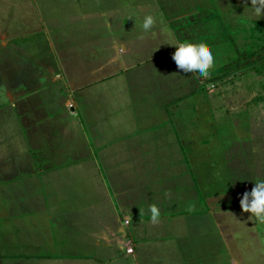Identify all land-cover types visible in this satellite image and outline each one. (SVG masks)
<instances>
[{
  "label": "crops",
  "instance_id": "1",
  "mask_svg": "<svg viewBox=\"0 0 264 264\" xmlns=\"http://www.w3.org/2000/svg\"><path fill=\"white\" fill-rule=\"evenodd\" d=\"M250 5L9 0L0 61L12 97L0 113L13 111L15 124L35 109L39 139L51 125L62 146L51 141L27 162L0 144V264H264V224L239 205L262 169L250 178L239 163L215 162L233 138L215 145L221 122L193 110L202 78L173 75L171 58L176 43H202L216 61L209 75L218 71L230 44L238 55L258 42L264 18L250 22ZM80 136L95 146L79 148Z\"/></svg>",
  "mask_w": 264,
  "mask_h": 264
},
{
  "label": "rangeland",
  "instance_id": "2",
  "mask_svg": "<svg viewBox=\"0 0 264 264\" xmlns=\"http://www.w3.org/2000/svg\"><path fill=\"white\" fill-rule=\"evenodd\" d=\"M1 5L2 4H0V6ZM1 7L0 17H3V15L8 14L9 0ZM255 36H259L254 39L258 40L255 44L249 45L240 43L237 49L243 50H241L238 55L234 53V48L236 46L233 44L229 46L232 52L226 56L221 54L224 56L223 62L221 59L217 60V62H222L223 65L220 66L218 71L201 79L202 81L193 97V100L197 101L198 107H193V110L195 113L196 110L199 111V113L202 111V114L206 116L214 115L216 116L214 117L216 122H221L215 126V129H220L221 127L223 130L222 134L220 132L218 136L215 135L214 143L216 140V146L222 141V145L225 144V142L228 143L229 141L225 139L227 135L233 138L230 141V150H228L227 144V154L223 157L220 155L214 157L215 162L217 161L216 163H219V159L221 161L224 158L232 169L233 164L239 163L243 167H246L247 174L242 172L238 174H250V178H253L252 174L254 175V170L261 168L263 172H258V175L260 178H264V73H258L256 69L264 64V27H262L261 32L256 31ZM249 46L251 47L249 48ZM23 62L29 63L32 61H21V63ZM3 63H8V61H0V102L10 98L9 95H11V91L9 89L12 84L9 80L10 77L2 67ZM24 64L25 63H23L22 66ZM29 68L30 67H27L26 69ZM22 81L24 83L25 80ZM2 89H6V92H3ZM26 99L27 98L24 97L22 101L25 102ZM88 103L95 105V102L92 100ZM69 106L73 107L72 104ZM1 109L2 107L0 110ZM27 109L28 108H22V111ZM54 109L59 111L60 108L55 107ZM32 110H34L33 115L30 108L29 116L25 119L15 121V124L7 122L8 120L6 119L8 115H14L13 111L10 114L6 112L0 113V144L12 147L15 149L13 151L18 150L22 159L29 157L27 162L32 158L37 160V157L32 154L41 148L44 153L45 146L43 145L49 144L51 141H56L58 145L62 146L60 138V134H62L61 131L57 133L58 131L56 132L55 129H50L49 126L51 125L47 127L49 128L48 133L52 135L42 134L39 139L41 127L35 128L32 126L40 122L32 121L31 123L30 119L37 113L35 109ZM2 111H4V109H2ZM26 115L28 114L25 113L24 116ZM65 125L67 126V124ZM53 126L56 127L57 124ZM50 136H52V138L47 140L46 138ZM65 138L67 141H63V145H69L72 149L74 145L71 141L68 144V138L66 136ZM91 140L93 139L91 138ZM91 140L87 136H80L76 145L79 148H86L88 144L95 146V141ZM2 150L3 146L0 145V151ZM18 156L17 160L19 159ZM5 158L8 160L9 156H5ZM46 159L47 158L43 157L41 160ZM235 173L236 172H234V174ZM250 178H246V181ZM237 183L238 182H236L237 187L234 189L235 191L239 188ZM253 184V180L247 183L249 187H253Z\"/></svg>",
  "mask_w": 264,
  "mask_h": 264
},
{
  "label": "clouds",
  "instance_id": "3",
  "mask_svg": "<svg viewBox=\"0 0 264 264\" xmlns=\"http://www.w3.org/2000/svg\"><path fill=\"white\" fill-rule=\"evenodd\" d=\"M250 22L264 18V0H251V5L244 8ZM153 24L151 15H145L142 27L148 31ZM171 53L176 71L175 76L192 75L193 79L207 77L210 69L215 66L213 50L205 44L176 43ZM242 212L250 213L248 219L264 224V178L257 177L251 191H245L239 199ZM150 223L155 225L160 220V212L156 207L147 209ZM234 216V215H233Z\"/></svg>",
  "mask_w": 264,
  "mask_h": 264
},
{
  "label": "trees",
  "instance_id": "4",
  "mask_svg": "<svg viewBox=\"0 0 264 264\" xmlns=\"http://www.w3.org/2000/svg\"><path fill=\"white\" fill-rule=\"evenodd\" d=\"M264 56V55H263ZM258 73H264V64L256 68Z\"/></svg>",
  "mask_w": 264,
  "mask_h": 264
}]
</instances>
